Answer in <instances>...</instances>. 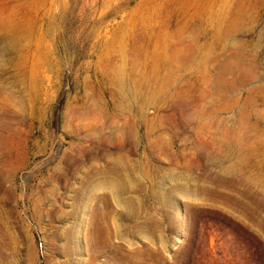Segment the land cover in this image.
<instances>
[{"label":"rangeland","instance_id":"374dc122","mask_svg":"<svg viewBox=\"0 0 264 264\" xmlns=\"http://www.w3.org/2000/svg\"><path fill=\"white\" fill-rule=\"evenodd\" d=\"M0 264H264V0H0Z\"/></svg>","mask_w":264,"mask_h":264},{"label":"bare ground","instance_id":"6f19581e","mask_svg":"<svg viewBox=\"0 0 264 264\" xmlns=\"http://www.w3.org/2000/svg\"><path fill=\"white\" fill-rule=\"evenodd\" d=\"M105 183L111 186L118 193L122 192L125 188L124 183L119 175L107 177L105 179Z\"/></svg>","mask_w":264,"mask_h":264}]
</instances>
